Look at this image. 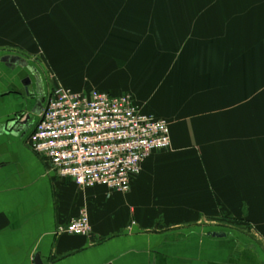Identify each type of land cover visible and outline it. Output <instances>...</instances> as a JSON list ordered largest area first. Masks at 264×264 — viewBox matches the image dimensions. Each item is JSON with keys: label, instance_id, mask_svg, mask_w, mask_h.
Returning <instances> with one entry per match:
<instances>
[{"label": "crops", "instance_id": "obj_1", "mask_svg": "<svg viewBox=\"0 0 264 264\" xmlns=\"http://www.w3.org/2000/svg\"><path fill=\"white\" fill-rule=\"evenodd\" d=\"M5 55L42 84L0 63V264H264V0H0ZM48 71L169 123L130 191L82 189L29 147ZM82 209L91 235L60 233Z\"/></svg>", "mask_w": 264, "mask_h": 264}, {"label": "built area", "instance_id": "obj_2", "mask_svg": "<svg viewBox=\"0 0 264 264\" xmlns=\"http://www.w3.org/2000/svg\"><path fill=\"white\" fill-rule=\"evenodd\" d=\"M29 147L81 188L130 191L132 180L154 152L171 148L169 123L141 111L132 95L52 87L28 139ZM90 236L86 209L59 229Z\"/></svg>", "mask_w": 264, "mask_h": 264}, {"label": "water", "instance_id": "obj_3", "mask_svg": "<svg viewBox=\"0 0 264 264\" xmlns=\"http://www.w3.org/2000/svg\"><path fill=\"white\" fill-rule=\"evenodd\" d=\"M2 62L6 63L7 65L19 64L23 67H27L29 70H31V72L35 73L36 85L39 90L41 89L42 79L40 77V72L36 67L31 66L26 59L20 56H17V55H5V56H0V63ZM27 80H28V83L30 84L31 82L30 79H27ZM27 94L28 96H30V93L28 91H27ZM42 110H43V100L41 99V100H38L37 106L33 109V113L39 116L42 113ZM31 122H32L31 116H27L24 120H21L20 118H16L12 122H10L8 128L6 129V132L16 135L20 132H23L26 127H30ZM214 235L215 236H225L226 233L215 232ZM34 262L35 264H43L42 258L39 254H36L34 256ZM109 264H112V263H109Z\"/></svg>", "mask_w": 264, "mask_h": 264}, {"label": "rangeland", "instance_id": "obj_4", "mask_svg": "<svg viewBox=\"0 0 264 264\" xmlns=\"http://www.w3.org/2000/svg\"><path fill=\"white\" fill-rule=\"evenodd\" d=\"M38 60H41L39 63H41V62H44L45 60L43 59V57L40 59V58H37ZM35 60H36V58H35ZM45 63V62H44ZM48 74H49V80H50V85H51V88L52 87H54L55 85H57V84H61V81L59 80V78H58V76H56L55 74H54V72H52V71H48ZM127 94H129V93H127ZM131 95V94H130ZM43 158V157H42ZM44 159V158H43ZM45 160V159H44ZM82 189H84V188H82ZM251 228V227H250ZM250 228H248V229H250Z\"/></svg>", "mask_w": 264, "mask_h": 264}, {"label": "flooded vegetation", "instance_id": "obj_5", "mask_svg": "<svg viewBox=\"0 0 264 264\" xmlns=\"http://www.w3.org/2000/svg\"><path fill=\"white\" fill-rule=\"evenodd\" d=\"M22 120V119H21Z\"/></svg>", "mask_w": 264, "mask_h": 264}]
</instances>
